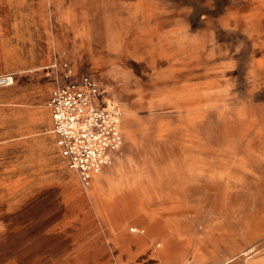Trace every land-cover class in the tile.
I'll use <instances>...</instances> for the list:
<instances>
[{
  "label": "rangeland",
  "instance_id": "obj_1",
  "mask_svg": "<svg viewBox=\"0 0 264 264\" xmlns=\"http://www.w3.org/2000/svg\"><path fill=\"white\" fill-rule=\"evenodd\" d=\"M4 12L0 63L19 66L0 68L16 73L0 88V264H155L140 236L167 216H240L263 193L264 0H9ZM55 54L121 109L123 144L87 188L46 133Z\"/></svg>",
  "mask_w": 264,
  "mask_h": 264
},
{
  "label": "built area",
  "instance_id": "obj_2",
  "mask_svg": "<svg viewBox=\"0 0 264 264\" xmlns=\"http://www.w3.org/2000/svg\"><path fill=\"white\" fill-rule=\"evenodd\" d=\"M43 70L52 81L46 101L50 132L66 166L87 188L123 144L120 106L106 97L97 79L78 73L62 55L55 54ZM15 80L14 72L0 73V88Z\"/></svg>",
  "mask_w": 264,
  "mask_h": 264
},
{
  "label": "crops",
  "instance_id": "obj_3",
  "mask_svg": "<svg viewBox=\"0 0 264 264\" xmlns=\"http://www.w3.org/2000/svg\"><path fill=\"white\" fill-rule=\"evenodd\" d=\"M5 3L8 4L9 0H0V43L3 50L4 28L2 21L5 19ZM11 18L18 19L17 16L14 18V15ZM6 51H9V49ZM4 66L10 69L19 65L2 59L0 68ZM49 92L45 99V108L49 113V128L46 133L52 137L55 145L54 136L50 132L51 115L46 106ZM30 94H27V100L35 98L34 93L33 95ZM25 129L30 133H36L35 121L29 123ZM17 130L20 132L11 137L13 141L14 139L21 140V130L23 129L18 127ZM3 137H0L1 141L4 140ZM58 155L62 159L59 152ZM62 161L64 162L63 159ZM34 192L35 189L31 190L30 187L17 191L19 195L26 194L28 196ZM88 195L90 197L91 193H88ZM97 195L101 196L100 193ZM239 214L241 215L216 213L209 206L203 221L197 224L194 219L188 218L186 221L185 215L178 212L174 213L161 222L156 232L146 230L145 234L140 236L145 244L143 252L152 257L156 262L155 264H264V190L263 193L258 194V198L252 204L249 202L248 207ZM154 241H158L157 246L153 245ZM133 251L131 244L127 243V254L130 258L132 253H135Z\"/></svg>",
  "mask_w": 264,
  "mask_h": 264
}]
</instances>
